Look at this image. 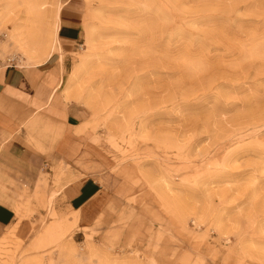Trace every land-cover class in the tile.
I'll list each match as a JSON object with an SVG mask.
<instances>
[{"label":"rangeland","instance_id":"374dc122","mask_svg":"<svg viewBox=\"0 0 264 264\" xmlns=\"http://www.w3.org/2000/svg\"><path fill=\"white\" fill-rule=\"evenodd\" d=\"M64 2L0 0V56L29 63L11 35L42 31V4L62 18L84 5L64 94L92 110L91 140L136 195L78 232L64 168L35 183L1 171L18 219L0 264H264V0Z\"/></svg>","mask_w":264,"mask_h":264},{"label":"crops","instance_id":"0c3cea01","mask_svg":"<svg viewBox=\"0 0 264 264\" xmlns=\"http://www.w3.org/2000/svg\"><path fill=\"white\" fill-rule=\"evenodd\" d=\"M76 9L82 15L84 5ZM81 15L59 16L57 42L63 56L57 51L46 57L28 56L25 64L12 54L0 56V173L19 171L21 180L35 183L39 171L48 168L44 173L52 181L54 170L64 168L57 196L76 213L78 232L108 203L135 196L138 186L111 174L113 165L88 130L92 110L80 101L66 100L70 45L83 30ZM15 218L16 209L0 201V234L16 223Z\"/></svg>","mask_w":264,"mask_h":264},{"label":"bare ground","instance_id":"6f19581e","mask_svg":"<svg viewBox=\"0 0 264 264\" xmlns=\"http://www.w3.org/2000/svg\"><path fill=\"white\" fill-rule=\"evenodd\" d=\"M40 7H43V9H40L41 12H39L37 18L38 20H42L41 15L43 14L46 25L42 31L31 30L29 35H26L25 32H23L22 29H19L18 27L11 35V40H14L15 45L31 58L49 56L51 53H53L56 47H58V50L60 51L57 42V34L60 24L59 16L61 7L56 11L47 10V8L44 7V4L39 6V8ZM98 39L99 37L95 32L92 30L87 31L86 44L92 45L93 43L97 42Z\"/></svg>","mask_w":264,"mask_h":264}]
</instances>
